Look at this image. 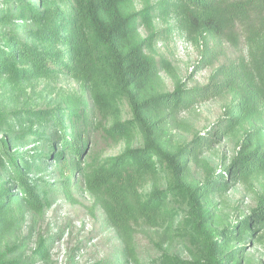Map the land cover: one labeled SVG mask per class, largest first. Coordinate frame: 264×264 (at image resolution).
<instances>
[{
	"label": "rangeland",
	"instance_id": "rangeland-1",
	"mask_svg": "<svg viewBox=\"0 0 264 264\" xmlns=\"http://www.w3.org/2000/svg\"><path fill=\"white\" fill-rule=\"evenodd\" d=\"M67 1L51 3L70 12ZM41 3L0 0V10L7 9L4 11L8 13L10 7L16 11L10 25L0 21V35L19 31L29 38L36 27L30 18H21L18 7L41 8ZM234 3L235 0H224L213 23L179 0H127L122 5L125 14L137 16L134 38L143 44L144 54L154 68L141 97L174 93L180 86L184 90L217 85L226 88L221 96L180 109L174 115L171 111L154 115L156 119L169 118L159 131L168 148L187 146L198 135L206 136L239 97L264 95V41L259 49L251 51L243 24L229 11ZM229 81L232 88L227 87ZM127 90L105 74L93 84L69 75L39 79L0 77V138L8 135L12 152L23 155L27 182L40 199L38 209L23 200L0 213V256L4 261L208 264L205 241L194 232L195 220L189 215L188 199L167 169L160 167L137 186L130 177L120 179L125 207L114 210L123 214L122 226L108 211V206L117 207L115 194L91 182L109 160L144 144L137 127L127 129V123L135 119ZM250 110L252 116L226 136L214 137L221 142L211 143L210 151L196 159L187 158L184 179L200 186L199 193L208 180L225 176L228 168L232 173L234 161L255 147L248 136L252 130L258 131L257 141L264 150V103ZM47 114L58 119L70 137L78 138L75 150L61 145L56 136L60 137L62 131L54 119L52 122L46 118ZM20 117L22 124L13 120ZM62 162L69 165V180ZM232 177L221 178L229 182L225 189L215 188L211 195L200 198V228L205 236L213 238L226 228L240 227L242 222L251 224L254 237L239 234L238 243L233 245L245 247L237 263L264 264V222L255 216L264 197V169L237 181ZM67 184L70 187L65 188ZM154 190L165 194V204L149 218L143 213V206ZM13 191L21 196L18 187Z\"/></svg>",
	"mask_w": 264,
	"mask_h": 264
},
{
	"label": "trees",
	"instance_id": "trees-1",
	"mask_svg": "<svg viewBox=\"0 0 264 264\" xmlns=\"http://www.w3.org/2000/svg\"><path fill=\"white\" fill-rule=\"evenodd\" d=\"M179 1L186 7L203 13L207 20L213 23V17L220 10L224 0ZM41 2V8L33 5L18 7L21 18H30L36 27L29 38L23 37V33L19 31H15L10 36L0 35V77L21 76L39 79L69 75L93 84L103 74L112 76L122 88L128 89L127 94L135 119L133 123H127V129L137 127L144 140L141 148L127 149L122 155L109 160L105 169L95 173L91 179L96 187L115 194L117 207L108 206L115 223L122 226L123 214L119 215L114 209L125 207L120 179L130 177L133 179L132 184L137 186L139 181L163 167L171 173L177 188L184 192L188 199L189 215L195 220L194 232L205 241L208 264L237 263L239 254H243L245 247H233V245L238 243L239 234L249 238L254 237L251 224L242 222L240 227L226 228L213 238L205 236L199 224L202 214L199 207L200 198L208 197L215 188L225 189L229 182L221 178L226 179L230 175L234 177V181H237L264 169V150L257 141L258 131L252 130L248 134L255 147L250 148L247 154L234 161L236 166L232 173H229L230 168H228L225 176H216L208 180L202 185L204 189L200 193V186L185 181L184 174L188 169V157L196 159L200 154L212 149L211 143L219 144L221 140L214 137L226 136L229 130L251 117L250 108L261 106L264 103V95L258 93L254 97H239L226 109L222 121L219 120L206 136L198 135L187 146L168 148L159 136V131L169 118L164 116L156 119L154 115L163 111H171L174 115L180 109L221 96L226 88L217 85L207 89L184 90L180 86L174 93L141 97L140 92L154 74V68L144 54L143 44L137 43L134 38L137 16L127 15L122 10V5L127 0H68L72 9L70 12L51 3V0H41ZM5 4L9 5V3ZM4 10L7 9L0 10L2 13L0 21L10 25L12 15L16 11L10 7L8 13ZM229 11L243 24L244 33L249 37L251 51L255 48L259 49L260 42L264 41V0H235ZM25 13L26 15L22 16ZM60 46L63 49H58ZM261 78L264 84V71L261 72ZM227 87L232 88L230 81ZM213 88L216 90L211 91L210 89ZM72 113L77 115V111ZM13 116L16 115L11 117ZM47 117H50L52 122L54 119L59 130L62 131L60 137L56 136L62 141L61 145L75 150L79 143L78 138L70 137V133L58 119L49 114ZM13 120H17L19 124L23 123L22 117ZM0 161V213L23 200L38 209L40 199L27 182L24 173L27 174L28 170L23 167L25 164H23V155L12 152V139L8 135L0 138ZM3 161L6 162L2 163ZM62 166L66 169L69 180V165L62 162ZM8 177L11 179L9 180ZM15 187L19 188L21 196L14 193ZM68 187L69 184L65 186ZM165 198L163 192L154 190L143 206V213L152 218L153 211L165 204ZM255 216L257 221L264 222V197ZM21 262H7L0 256V264Z\"/></svg>",
	"mask_w": 264,
	"mask_h": 264
}]
</instances>
